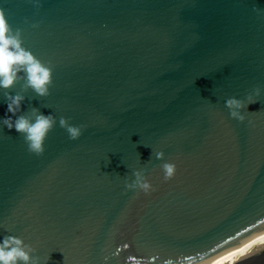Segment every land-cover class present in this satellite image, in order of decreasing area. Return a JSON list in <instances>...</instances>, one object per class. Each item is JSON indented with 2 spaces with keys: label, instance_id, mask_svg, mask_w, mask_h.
Returning <instances> with one entry per match:
<instances>
[{
  "label": "water",
  "instance_id": "1",
  "mask_svg": "<svg viewBox=\"0 0 264 264\" xmlns=\"http://www.w3.org/2000/svg\"><path fill=\"white\" fill-rule=\"evenodd\" d=\"M0 9L53 68L49 96L23 81L9 91L25 95L21 114L56 117L39 156L0 123V241L21 238L40 264H230L264 234V0ZM249 95L245 120L233 119L226 100ZM6 109L0 89V119ZM60 117L83 126L79 139ZM135 171L154 191L126 188ZM233 264H264V245Z\"/></svg>",
  "mask_w": 264,
  "mask_h": 264
},
{
  "label": "clouds",
  "instance_id": "2",
  "mask_svg": "<svg viewBox=\"0 0 264 264\" xmlns=\"http://www.w3.org/2000/svg\"><path fill=\"white\" fill-rule=\"evenodd\" d=\"M254 10L259 11V9ZM33 26L36 27V25ZM20 81L24 82L23 91L31 89L37 96L47 97L50 95V87L53 84V68L45 65L23 46L22 30L13 29L5 11L0 9V89L4 90L7 103L5 117L0 119V123L9 130L15 129L23 136L29 152L39 156L45 151L44 144L56 125V117L52 114L45 115L37 108L21 114L25 95L21 93L12 95L9 91ZM254 91L256 96L260 95L259 87ZM247 99V104L237 98L226 100L225 107L233 119L241 122L245 120L242 110L255 102L251 95ZM59 126L66 130L71 140H77L82 135L83 126L72 125L65 117H60ZM156 158L162 160L164 153L157 152ZM162 170L164 180L169 181L174 177L177 167L176 164L168 162L162 165ZM133 175L135 179L127 183L126 188L138 189L145 194L154 191L152 184L142 171H135ZM35 252L36 249L26 244L21 238L6 235L0 241V264H40V257L33 255Z\"/></svg>",
  "mask_w": 264,
  "mask_h": 264
},
{
  "label": "bare ground",
  "instance_id": "3",
  "mask_svg": "<svg viewBox=\"0 0 264 264\" xmlns=\"http://www.w3.org/2000/svg\"><path fill=\"white\" fill-rule=\"evenodd\" d=\"M259 244L264 245V234L235 251L230 258V264H233L236 261L245 257L253 247Z\"/></svg>",
  "mask_w": 264,
  "mask_h": 264
}]
</instances>
